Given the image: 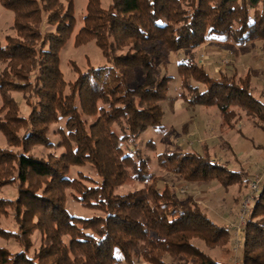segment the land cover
<instances>
[{"label":"trees","instance_id":"trees-1","mask_svg":"<svg viewBox=\"0 0 264 264\" xmlns=\"http://www.w3.org/2000/svg\"><path fill=\"white\" fill-rule=\"evenodd\" d=\"M0 3L15 12L16 32L0 42V130L13 147L0 146V187L16 188L15 197H0V218L13 221L12 228L0 225V239L19 246L0 245V264H135L138 256L149 264H230L194 240L222 247L235 228L217 224L193 200L178 201L170 188L160 190L153 159L138 140L151 127L167 129L162 105L173 77L159 78L157 62L166 65L171 53L193 51L212 36L236 50L255 41L264 46V0H111L106 8L102 0H88L75 44L94 40L106 62L75 67L71 81L61 51L77 24L75 0ZM177 67L189 106L215 105L228 124L238 106L264 128V101L252 94L250 75L214 76L190 56ZM63 118L54 143L51 125ZM35 145L65 150L37 156L30 152ZM145 146L156 149L153 139ZM158 160L189 181L218 179L227 188L247 176L209 151L161 152ZM135 181L143 187L118 191ZM257 193L242 226L240 264H264V179ZM69 198L95 214L75 215ZM166 255L177 261L167 263Z\"/></svg>","mask_w":264,"mask_h":264},{"label":"rangeland","instance_id":"rangeland-1","mask_svg":"<svg viewBox=\"0 0 264 264\" xmlns=\"http://www.w3.org/2000/svg\"><path fill=\"white\" fill-rule=\"evenodd\" d=\"M110 1L102 0L101 5L106 8ZM87 2L88 0H75L77 24L70 41L61 51V68L66 80L70 81L77 76L75 67L83 71L90 65L98 66L106 62L100 47L95 44L94 40L85 44H75V35L83 25L81 18L86 12ZM14 17L15 12L5 8L0 3L1 43H6V37L10 34L16 36V32L12 28ZM48 29L53 30L54 28L48 27ZM206 40L205 43L193 51L181 50L179 53H171L169 62L166 65L157 62L159 78L166 75L173 77V80L169 83V99L163 102L162 105L165 110L163 123L166 124L167 129L166 131H158L151 127L147 132H144L138 142L139 146L153 159L151 168L158 176L159 181L157 182V186L160 190L170 188V191L178 201L184 203L193 200L200 204L202 209L217 224L233 226L235 228L232 230V237L229 243L225 246L210 249L200 239L194 240V242L198 243L215 260H221L222 262H228L230 264H240L239 258L242 257V248L240 245L237 246V232L242 222L240 214L244 201L252 192V181L257 176L262 175L264 171V161H261L262 158L260 157L262 153L260 146L264 148V128L258 126L255 118L247 116L245 114L246 112L238 106L232 107L237 116L230 124L226 123L220 110L215 105L189 106L186 100L183 99V96H181V92L184 89L181 86V77L178 73L177 66L182 59L190 56L198 62L199 66L204 67L209 74L214 76H219L222 72L228 73L230 70L232 73L235 71L237 75L236 79L250 75L252 81V74L255 73L261 77L256 81L255 88L252 87L251 82V87L253 88H251L252 94L264 101V46L261 41H255L246 45L248 49H241L239 47L236 50V48L228 45L231 43L229 40L225 41L216 36L209 37ZM0 68H2V65ZM191 82L194 85L200 86L194 80ZM200 89H203V85L200 86ZM14 95L19 101L22 111L28 113L30 108L23 99V95L16 92ZM174 97L177 98V101L173 105L169 101ZM2 103L3 100L0 94V108ZM65 121L63 118L58 123L51 125L49 136L54 143H58L61 140V136L56 130L64 127ZM186 123L188 126L184 128ZM150 139H153L156 143L155 150L147 149L145 146ZM0 146L11 150L13 149L8 144L1 130ZM64 150L62 146H56L50 149L41 145H35L30 152L37 156H46L49 152L60 154ZM184 150L200 153L209 151L214 160L217 159L219 163L228 166L230 169L247 173V176L244 174L241 182L230 184L227 188L218 179L189 181L180 174L164 169L159 164V153ZM86 170L90 171V168H86ZM77 171V168H73L72 175L76 176ZM141 187H143L141 183L136 181L129 182L127 185H121L118 191L128 192ZM15 196V187H0V197L13 198ZM249 203L251 205L252 201ZM68 207L77 216L88 217L95 214V211L88 210L71 198L68 200ZM0 225L6 228H12L13 221L11 216L8 218L2 216L0 218ZM39 239L40 232L36 231L33 235L35 247L39 245ZM0 245L8 247L12 251L19 250L17 242L13 239L8 241L0 239ZM164 260L167 263L177 261V259L170 255H166ZM134 263L149 264L140 256L135 259Z\"/></svg>","mask_w":264,"mask_h":264},{"label":"built area","instance_id":"built-area-1","mask_svg":"<svg viewBox=\"0 0 264 264\" xmlns=\"http://www.w3.org/2000/svg\"><path fill=\"white\" fill-rule=\"evenodd\" d=\"M264 179V171L262 172V175L257 176L255 180L252 181V192L248 195L247 199L244 201L242 210H241V226L238 228V240H237V246L242 245V241L244 239V228L242 227L244 225L245 219L248 216L250 212V201H253L255 196L258 194L257 192L260 191L262 187V182Z\"/></svg>","mask_w":264,"mask_h":264},{"label":"crops","instance_id":"crops-1","mask_svg":"<svg viewBox=\"0 0 264 264\" xmlns=\"http://www.w3.org/2000/svg\"><path fill=\"white\" fill-rule=\"evenodd\" d=\"M252 13H253V12H252ZM248 45H249V44H248ZM240 47H241V49H248V46H243V47L240 46ZM251 70H252V69H251ZM252 72H253V71H252ZM262 72H263V71H262ZM262 76H263V74H262ZM252 77H253V78H252L253 80L251 81V82H252V87L255 88V84L257 83L256 81H258V80L260 79L261 76H259V75L255 74V73H253V74H252ZM253 88H252V89H253ZM244 113H245V112H244ZM245 114H246V113H245ZM239 117H241V116L239 115ZM260 147L262 148V149H261L262 153H261V155H260V157L262 158L261 161H264V148H263V146H260ZM254 150H255V149H254Z\"/></svg>","mask_w":264,"mask_h":264}]
</instances>
